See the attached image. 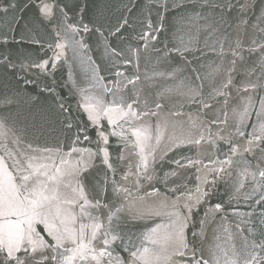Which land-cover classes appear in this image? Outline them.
Segmentation results:
<instances>
[{
	"label": "water",
	"instance_id": "1",
	"mask_svg": "<svg viewBox=\"0 0 264 264\" xmlns=\"http://www.w3.org/2000/svg\"><path fill=\"white\" fill-rule=\"evenodd\" d=\"M28 2L25 9V0H0V122L7 132L6 138L0 136V155L8 164L12 160L4 145L22 155L39 150L50 158L44 161L50 166L61 159L66 166H78L85 195L100 202V207L89 209L92 216L121 237L110 248L111 264H131V252L142 247L165 248L162 257L173 256V264L201 259L245 264L254 251L260 252L254 245L264 244V177L259 175L264 171V143L248 141L253 134L262 135L259 124L264 122V51L258 48L264 44V0H61L72 7L67 23L78 32L62 29L59 38L53 27L36 21L34 0ZM20 17L17 26L14 18ZM125 19L129 25L116 32ZM83 25L91 31L84 32ZM144 32L157 37H148L147 47L140 40ZM4 37L8 43L2 42ZM238 41L241 51L233 63ZM57 43L65 47L58 49ZM133 49L138 51L134 54ZM5 57L14 68L7 67ZM44 60L50 61L45 69L34 66ZM134 77H139L136 83L128 84ZM118 98L128 103L136 98L138 112L156 113L135 122L138 128L151 126L152 139L144 151L151 180L137 168L140 150H133L134 137L124 141L109 135L105 144L98 135L128 133L129 124L121 121L122 129L109 125L105 117L98 125L88 119L85 105L100 101L103 108ZM201 136L199 145L187 144ZM231 145L237 148L235 154ZM248 147L252 151L244 152ZM105 148L111 169L103 163ZM188 160L199 163L187 166ZM226 160L231 163H221ZM125 175L130 178L124 180ZM113 181L127 191H113ZM197 187L207 193L198 203ZM172 202L188 217L187 249L163 241L175 219L167 215L174 211ZM165 203L169 207H162ZM184 203L194 205L190 213ZM152 229L157 231L150 233ZM37 230L45 235L42 226ZM148 234L150 239H145ZM178 250L185 255H174Z\"/></svg>",
	"mask_w": 264,
	"mask_h": 264
},
{
	"label": "snow or ice",
	"instance_id": "2",
	"mask_svg": "<svg viewBox=\"0 0 264 264\" xmlns=\"http://www.w3.org/2000/svg\"><path fill=\"white\" fill-rule=\"evenodd\" d=\"M34 5L37 9L36 21L40 25L47 24L53 27L57 38L60 37L62 29L65 33L68 31L78 32L75 25L67 23V20L70 19L68 12L72 11L69 4H62L61 0H34ZM16 6V4L11 5L13 8ZM29 6L28 0H25L24 8L26 9ZM4 11L6 12L7 9H4ZM80 11L82 13L83 9H80ZM22 19L23 17L14 18L17 26H19ZM128 25V20H123V23L117 27L116 32ZM147 27L152 29L151 20L148 21ZM159 30L157 28L153 31L158 32ZM83 31L89 32L91 29L87 25H83ZM96 31L99 32L100 29L97 28ZM115 34L112 33V35ZM150 36L152 40L157 39L152 32H144L140 36V40L144 42L145 47L148 46V37ZM23 39L20 42H23ZM2 42L8 43L7 37H4ZM253 43L256 42L253 41ZM80 46L86 47L83 44H80ZM55 47L63 49L65 45L57 43ZM258 48L264 51V44H259ZM253 50L252 48L248 49L249 52ZM112 51L115 53V49ZM132 51L135 54L138 49ZM240 51L238 41L236 49L233 51V63H235V57L239 55ZM61 55H63V52L58 53L55 60L51 61L52 68L56 67L55 61L59 60ZM4 60L7 67H15L7 57ZM128 62L130 61H126V63ZM49 63V60H44L34 66L45 69ZM117 75L123 76V73L118 72ZM138 79L139 77L129 79L128 84L134 85ZM27 82L25 81V83ZM251 87H256V85H251ZM48 91H52V89H48ZM108 91L111 92V89ZM99 104L100 101H97L96 104L85 105V111L88 112V119L91 123L98 125L101 117H105L108 124L115 127L123 129L121 121L129 124V130L128 133L124 130L120 132L113 130L108 135L101 131L98 135L105 144L108 143L109 135L119 136L124 141L134 137L135 139L131 140L133 150L136 148L140 150L141 163L137 168H142L145 172V178L151 180L153 177L147 175L148 157L144 155L145 149L149 147L147 142L152 139L151 126L138 128L135 126V122L149 115L154 116L156 113L138 112L139 100L136 98H133L130 103L124 101L123 98L114 99L108 106L103 108H100ZM60 107L63 109V105ZM204 107H209V105L205 104ZM262 107H264V102H262ZM156 108L159 109L160 105L157 104ZM246 113L247 108L241 114L242 119ZM67 126L70 128L71 124ZM4 129L5 125L0 122V136L6 138L7 132ZM259 130L262 135L253 134L252 139L248 141L249 145H252L255 141L264 143V122L259 124ZM157 133L155 139L159 143V126H157ZM239 135L243 136L244 132H239ZM201 139H203L202 136L200 139L188 140L187 144L199 145ZM220 139L224 140L223 137H220ZM175 146L180 147L181 143H176ZM4 147L6 155L12 160V163L8 164L5 155H0V264H53V262L54 264H111L112 251H110V248L121 237L113 235L114 230L112 229L105 230L98 218L92 216L89 211V209L100 207V202L93 203L85 195L84 187L79 180L81 169L78 166H66L67 161L63 159L60 160L59 164L52 162L50 166L49 163L44 162L50 158L42 156L39 150H36L34 155H28L27 153L22 155L19 152L7 151V145H4ZM28 147L31 150V145ZM49 151L48 149L44 150L45 153ZM73 151L79 152L81 150L73 149ZM102 151L104 154L103 163L111 169L112 164L109 163L107 149L105 148ZM154 151L155 149L149 151V155H152ZM236 151V146L231 145L230 152L235 154ZM249 151H252L250 147L244 148V152ZM176 163L180 164L179 161H176ZM198 163L199 161L188 160L187 166ZM221 163L230 164L231 160L222 161ZM180 166L184 167L185 165ZM136 175L137 181H139V171ZM171 175H175V173ZM259 175L264 177V171H260ZM129 178L128 175H125L123 179L128 180ZM73 181L75 184H73ZM113 191L119 193L121 191L126 192L127 189L122 190L116 187L115 181H113ZM196 192L198 193L196 196L197 203L201 197L207 195V193L201 192L199 187H197ZM188 199H192L191 195ZM261 201H264V197L261 198ZM177 203L172 202L170 207L174 211L167 213L169 217L174 216L175 219L170 220L171 230L165 233L163 241L165 245L171 243L175 244L178 249H187L189 245L185 237V228L187 227L188 217L187 214L179 210ZM162 207H169V205L165 203ZM183 207L188 209L190 213L194 205L184 203ZM220 208L221 205L217 204L216 209L220 210ZM112 215L114 214L108 217L109 222L112 220ZM86 220L89 222H85ZM37 226H42L43 233L51 239L52 243L45 239V235H41V232L37 230ZM157 227L167 228L168 226ZM156 231L157 229H152L150 233ZM145 239H150V234L146 235ZM152 243L155 244L157 241H152ZM255 248L260 249V252L254 251L250 258L245 261V264H264V254H261L264 253V244L254 245ZM125 250L127 251V249ZM165 251V248H161L160 251H150L148 247L137 248L131 252V264H161V259H163V264H173V256L163 255L162 257V253ZM174 255L183 257L185 252L178 250ZM104 257H108L109 260H104ZM193 259L195 260L194 254ZM195 264H209V262L201 259L195 260ZM216 264H219V261ZM232 264H236V262L233 261Z\"/></svg>",
	"mask_w": 264,
	"mask_h": 264
}]
</instances>
